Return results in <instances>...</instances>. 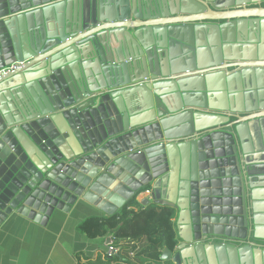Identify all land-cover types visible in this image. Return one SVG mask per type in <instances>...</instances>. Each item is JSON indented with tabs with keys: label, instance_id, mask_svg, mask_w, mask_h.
Segmentation results:
<instances>
[{
	"label": "water",
	"instance_id": "obj_1",
	"mask_svg": "<svg viewBox=\"0 0 264 264\" xmlns=\"http://www.w3.org/2000/svg\"><path fill=\"white\" fill-rule=\"evenodd\" d=\"M263 1L0 0V226L145 191L162 259L264 264Z\"/></svg>",
	"mask_w": 264,
	"mask_h": 264
},
{
	"label": "crops",
	"instance_id": "obj_2",
	"mask_svg": "<svg viewBox=\"0 0 264 264\" xmlns=\"http://www.w3.org/2000/svg\"><path fill=\"white\" fill-rule=\"evenodd\" d=\"M90 216L105 214L83 203L66 214L56 211L46 224L20 214L11 215L0 226V264H78L103 256L114 237L110 233L88 238L79 231V223Z\"/></svg>",
	"mask_w": 264,
	"mask_h": 264
},
{
	"label": "trees",
	"instance_id": "obj_3",
	"mask_svg": "<svg viewBox=\"0 0 264 264\" xmlns=\"http://www.w3.org/2000/svg\"><path fill=\"white\" fill-rule=\"evenodd\" d=\"M132 206L137 209L128 208ZM78 230L88 238L111 233L112 244L118 248L111 256L99 254L78 264H173L160 257L164 247L171 250L176 244L173 212L169 208L154 204L143 207L132 197L112 215L85 218Z\"/></svg>",
	"mask_w": 264,
	"mask_h": 264
},
{
	"label": "built area",
	"instance_id": "obj_4",
	"mask_svg": "<svg viewBox=\"0 0 264 264\" xmlns=\"http://www.w3.org/2000/svg\"><path fill=\"white\" fill-rule=\"evenodd\" d=\"M16 67H17V63L15 62V63H11V64H9V65H7V66H5V67L0 68V76H2V75H4V74H7V73L11 72V71H12L13 69H15ZM141 195H143V196L141 197ZM146 195H147V192H145V191H142V192H140L139 194L135 195V200H136V202L139 203V205L142 206L141 201L143 200V198H144ZM128 208H133V209H134L133 206H132V207H128ZM116 251H117L116 247L110 244V245L108 246V250H107V253H106V254L109 255V256H111V255H113Z\"/></svg>",
	"mask_w": 264,
	"mask_h": 264
}]
</instances>
